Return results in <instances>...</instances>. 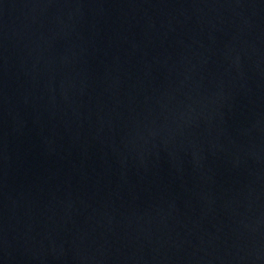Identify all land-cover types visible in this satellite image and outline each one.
<instances>
[{"label":"water","instance_id":"obj_1","mask_svg":"<svg viewBox=\"0 0 264 264\" xmlns=\"http://www.w3.org/2000/svg\"><path fill=\"white\" fill-rule=\"evenodd\" d=\"M0 264H264V0H0Z\"/></svg>","mask_w":264,"mask_h":264}]
</instances>
